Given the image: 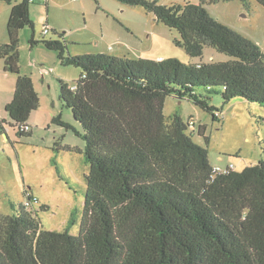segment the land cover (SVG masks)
I'll list each match as a JSON object with an SVG mask.
<instances>
[{
    "label": "trees",
    "instance_id": "1",
    "mask_svg": "<svg viewBox=\"0 0 264 264\" xmlns=\"http://www.w3.org/2000/svg\"><path fill=\"white\" fill-rule=\"evenodd\" d=\"M119 1L142 7L179 31L176 43L192 58L201 59L211 46L232 60L183 64L178 58L72 56L63 33L49 28L47 35L59 36L50 40L33 34L32 46L42 43L57 52L62 66L81 70L74 85L59 80V97L83 129L75 132L85 143L89 165L84 208L77 235L71 233L77 211L63 231L45 230L36 195L26 191L23 203L12 206L13 214H0V264H264V159L242 172H214L208 147L194 142L195 134L209 142L206 128L194 131L193 119L163 112L171 96L192 101L215 121L222 109L209 104L213 95L224 104L240 98L264 106V52L212 17L206 6L221 0ZM241 1L249 6L253 0ZM254 1L264 7V0ZM2 2L13 6L0 60L17 81L6 117L0 116V134L7 135L9 126L26 138L33 135L28 121L40 104L32 76L20 66L19 32L35 27L31 2ZM62 120L58 116L52 122L72 129ZM22 125H30V132Z\"/></svg>",
    "mask_w": 264,
    "mask_h": 264
},
{
    "label": "rangeland",
    "instance_id": "2",
    "mask_svg": "<svg viewBox=\"0 0 264 264\" xmlns=\"http://www.w3.org/2000/svg\"><path fill=\"white\" fill-rule=\"evenodd\" d=\"M20 1L15 0V3ZM174 1L181 4L201 2L159 0V3L170 5ZM12 6L0 3V45L9 42L7 26ZM206 9L214 19L253 40L264 52V7L258 2L253 0L246 6L241 0H221ZM29 14L35 27H25L19 32L20 66L23 73L35 80L40 104L30 119L31 137H19L9 126V139L0 134V214H13L12 206L23 203L29 191L38 200L35 207L43 229L63 231L68 227L71 214L77 211V225L71 228V233L77 235L89 165L84 155L85 143L75 132H83L82 126L60 101L59 80L74 85L81 70L62 66L57 52L46 49L42 43L32 46L33 34L36 40L59 39L54 31L44 36L46 25L63 33L67 53L72 56L103 54L154 61L178 58L183 64L229 62L232 57L207 46L201 59L192 58L176 43L181 40L179 31L156 21L144 8L119 0H48V4L34 0L30 3ZM121 41L126 42L123 48L119 47ZM42 66L49 72L44 79ZM16 81L17 76L6 72L0 60L2 116H6L5 103L13 100ZM197 92L207 94L203 88H198ZM209 104L222 109L220 120L215 121L192 101L174 96L166 99L163 112L166 117L176 112L184 121L193 119L195 129L189 132L196 131L199 125L206 128L209 142L198 134L194 135V142L208 147L209 161L214 168L227 170L233 166L242 172L264 159V106L240 98L224 104L220 95H213ZM58 116H62V121L69 123L72 129L52 122ZM58 142L68 148L58 150ZM42 206H47L48 210H41Z\"/></svg>",
    "mask_w": 264,
    "mask_h": 264
},
{
    "label": "built area",
    "instance_id": "3",
    "mask_svg": "<svg viewBox=\"0 0 264 264\" xmlns=\"http://www.w3.org/2000/svg\"><path fill=\"white\" fill-rule=\"evenodd\" d=\"M30 2L33 3L34 0H30ZM43 2H44V3H47V0H43ZM49 28H50V27L44 29V34L47 35V33L49 32ZM194 124H195V123H193V120H192V121H191V125H194ZM21 130H23L24 132H30L31 127H30V125H22V126H21ZM1 132H2V131H1V128H0V133H1ZM229 168H233V166H230ZM229 168H228V169H229ZM221 171H225V170H223L221 167H218V168H215V171H214V172H221Z\"/></svg>",
    "mask_w": 264,
    "mask_h": 264
},
{
    "label": "crops",
    "instance_id": "4",
    "mask_svg": "<svg viewBox=\"0 0 264 264\" xmlns=\"http://www.w3.org/2000/svg\"><path fill=\"white\" fill-rule=\"evenodd\" d=\"M176 3H179V2H171V4L170 5H172V4H176ZM125 41H121V45H119V47L120 48H123V46L125 45ZM120 58V57H119ZM121 58H126V57H121ZM42 69H41V72L44 74V76L42 77L43 79L45 78V76H46V74H49V72H48V70L47 69H44V67L42 66L41 67ZM33 78V77H32ZM34 80V79H33ZM34 83H35V87H36V91H37V84H36V82H35V80H34ZM38 92V91H37ZM39 93V92H38ZM11 102V101H10ZM9 101H7V103H10ZM7 103H5V105L7 104ZM5 105H4V108H5ZM0 116L1 117H3L1 114H0ZM6 117V116H5ZM32 118V117H31ZM29 124L32 126V124L30 123V119H29ZM8 133V132H7ZM6 136V138H9V136H8V134L7 135H5ZM236 170V169H235ZM238 171V170H237Z\"/></svg>",
    "mask_w": 264,
    "mask_h": 264
}]
</instances>
